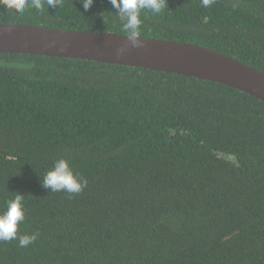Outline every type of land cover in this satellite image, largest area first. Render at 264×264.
Here are the masks:
<instances>
[{"label":"trees","instance_id":"16d2710c","mask_svg":"<svg viewBox=\"0 0 264 264\" xmlns=\"http://www.w3.org/2000/svg\"><path fill=\"white\" fill-rule=\"evenodd\" d=\"M0 0V23L127 34L109 0ZM141 36L197 44L264 72V0H166ZM79 194L41 178L59 158ZM24 195L0 264H264V102L147 68L0 52V210Z\"/></svg>","mask_w":264,"mask_h":264},{"label":"water","instance_id":"95a60500","mask_svg":"<svg viewBox=\"0 0 264 264\" xmlns=\"http://www.w3.org/2000/svg\"><path fill=\"white\" fill-rule=\"evenodd\" d=\"M143 48L122 55L127 34L0 23V52H17L147 68L209 80L264 102V72L203 46L141 36Z\"/></svg>","mask_w":264,"mask_h":264},{"label":"clouds","instance_id":"9594fccd","mask_svg":"<svg viewBox=\"0 0 264 264\" xmlns=\"http://www.w3.org/2000/svg\"><path fill=\"white\" fill-rule=\"evenodd\" d=\"M83 9L87 11L94 0H80ZM119 20L123 24V30L127 33L125 45L117 49V54L122 55L129 48H143L144 41L141 38V14L145 10L158 14L166 4V0H109ZM36 7H40L39 0H35ZM49 7H57L61 0H47ZM202 6L208 8L214 0H201ZM24 0H20L21 7L18 11H23ZM12 6H16V0H12ZM88 180L79 171H76L70 161L63 157L56 159L53 166L41 178V185L51 192H67L69 194H79L87 187ZM18 193V192H17ZM24 195L18 193L14 198L6 201L3 210H0V241H19L20 247H27L37 240L38 233L18 236V229L25 221Z\"/></svg>","mask_w":264,"mask_h":264}]
</instances>
